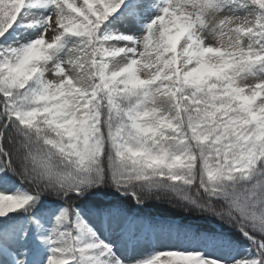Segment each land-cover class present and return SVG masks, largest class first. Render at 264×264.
Returning a JSON list of instances; mask_svg holds the SVG:
<instances>
[{
  "label": "snow or ice",
  "instance_id": "obj_1",
  "mask_svg": "<svg viewBox=\"0 0 264 264\" xmlns=\"http://www.w3.org/2000/svg\"><path fill=\"white\" fill-rule=\"evenodd\" d=\"M0 264H264V0H0Z\"/></svg>",
  "mask_w": 264,
  "mask_h": 264
}]
</instances>
